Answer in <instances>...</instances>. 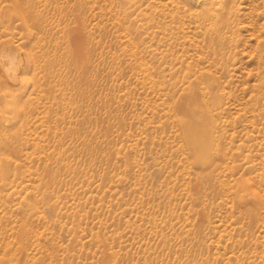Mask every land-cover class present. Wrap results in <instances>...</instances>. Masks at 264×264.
Wrapping results in <instances>:
<instances>
[{"label": "rangeland", "instance_id": "rangeland-1", "mask_svg": "<svg viewBox=\"0 0 264 264\" xmlns=\"http://www.w3.org/2000/svg\"><path fill=\"white\" fill-rule=\"evenodd\" d=\"M212 2L0 0V264H264V0Z\"/></svg>", "mask_w": 264, "mask_h": 264}, {"label": "bare ground", "instance_id": "bare-ground-1", "mask_svg": "<svg viewBox=\"0 0 264 264\" xmlns=\"http://www.w3.org/2000/svg\"><path fill=\"white\" fill-rule=\"evenodd\" d=\"M234 1L235 0H232L233 4L231 5L229 3L230 5L228 6L222 0H213L212 5H213L215 11L222 10L225 14L227 13L230 16L232 14V10H230V8L233 5H236V6L238 5V2L234 4ZM223 41H221V42L223 43ZM10 55H11L10 51H8L7 48H3V49L0 48V78L4 79L7 82V84L14 85L12 80H11V68L8 66V64H9L8 60L11 58Z\"/></svg>", "mask_w": 264, "mask_h": 264}]
</instances>
